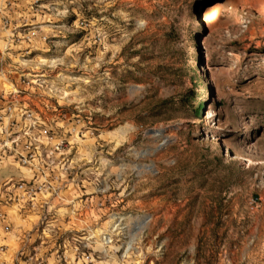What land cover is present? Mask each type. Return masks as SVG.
I'll return each instance as SVG.
<instances>
[{
    "label": "rangeland",
    "instance_id": "1",
    "mask_svg": "<svg viewBox=\"0 0 264 264\" xmlns=\"http://www.w3.org/2000/svg\"><path fill=\"white\" fill-rule=\"evenodd\" d=\"M263 2L0 0V263L264 264Z\"/></svg>",
    "mask_w": 264,
    "mask_h": 264
},
{
    "label": "crops",
    "instance_id": "2",
    "mask_svg": "<svg viewBox=\"0 0 264 264\" xmlns=\"http://www.w3.org/2000/svg\"><path fill=\"white\" fill-rule=\"evenodd\" d=\"M6 164H7V161L5 159L0 160V192H1V195H2L0 200H2V198L7 194V193L4 192V187L9 188L10 185H8V184L10 183V181L13 180V178H17V173H13V175L12 174L10 175V174L7 173V171H6L7 169L4 168V166H6ZM6 185H8V186H6ZM2 186H3V189H2ZM8 203L5 204V203L0 201V210L1 211H6L7 209H10ZM24 211L26 212V210H24ZM7 218L6 219L8 221L9 217H7ZM22 222H23L22 223L23 227L18 228V231L16 233H13V235L17 239H20V235H19V234H21L20 232L26 230V224H27L26 219H24ZM1 233L4 234V232H2L1 229H0V234ZM7 233H9V230L7 232H5V234H7ZM26 233L28 235L27 237H28L29 240H31V238H33V236L35 234V232H31V231H27ZM26 233L22 235L24 240L26 239ZM1 239L4 240V241H7V239L9 240V236L3 237V238H2V236H0V241H1ZM4 260H5V258H4ZM0 264H2V263H0Z\"/></svg>",
    "mask_w": 264,
    "mask_h": 264
},
{
    "label": "trees",
    "instance_id": "3",
    "mask_svg": "<svg viewBox=\"0 0 264 264\" xmlns=\"http://www.w3.org/2000/svg\"><path fill=\"white\" fill-rule=\"evenodd\" d=\"M179 54H180V57H181L183 55V52L180 51ZM179 69L182 70L181 68H179ZM169 70L170 69H168V73H169ZM175 70H178V68H175ZM196 75H197V73H196ZM161 77L163 78V76H161ZM196 97H197V95H196V89L194 88V85H192L190 88L186 89V91L184 92L183 95H181V97H179L177 103L180 104V105H183V106H188L189 109L192 111V113L195 116H199L201 110L204 107V104L198 105L197 107H193V100ZM173 104H174L173 102L163 100L160 103L154 104L151 107L150 111L157 112L158 113V112H160V110H158V109L163 108L165 106L172 107V106H174Z\"/></svg>",
    "mask_w": 264,
    "mask_h": 264
},
{
    "label": "built area",
    "instance_id": "4",
    "mask_svg": "<svg viewBox=\"0 0 264 264\" xmlns=\"http://www.w3.org/2000/svg\"><path fill=\"white\" fill-rule=\"evenodd\" d=\"M25 161L26 160L23 158V162H25ZM37 188L40 189L39 186H37ZM15 189L23 192L27 198H33L34 194L36 192L33 183L31 184V183L25 182L23 180H21L17 183V185L15 186ZM6 199L8 201H17V202L20 200L19 197L15 200V194L14 195L6 194ZM0 229L4 233L9 230V224L6 222V215L1 210H0ZM5 249H6V245L4 243L0 242V258L3 256Z\"/></svg>",
    "mask_w": 264,
    "mask_h": 264
},
{
    "label": "bare ground",
    "instance_id": "5",
    "mask_svg": "<svg viewBox=\"0 0 264 264\" xmlns=\"http://www.w3.org/2000/svg\"><path fill=\"white\" fill-rule=\"evenodd\" d=\"M226 1H230V0H226ZM207 9L208 10H204L202 12V20L206 23L207 22H214L212 20H216L218 5L212 4L211 8H207ZM263 14H264V4H261V9H260V12L257 16H261ZM236 21H238V20H236ZM205 66H206V64H205Z\"/></svg>",
    "mask_w": 264,
    "mask_h": 264
}]
</instances>
